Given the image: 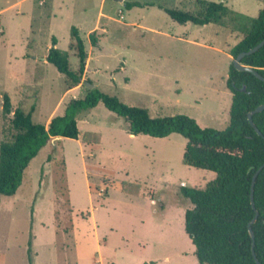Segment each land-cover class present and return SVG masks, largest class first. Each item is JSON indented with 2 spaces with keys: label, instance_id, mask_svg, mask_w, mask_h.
Listing matches in <instances>:
<instances>
[{
  "label": "rangeland",
  "instance_id": "1",
  "mask_svg": "<svg viewBox=\"0 0 264 264\" xmlns=\"http://www.w3.org/2000/svg\"><path fill=\"white\" fill-rule=\"evenodd\" d=\"M200 1L247 18L264 8V0H0V145L12 135L5 95L48 128L95 88L153 118L181 114L226 129L229 52L244 36L241 19L196 26L166 13H198ZM73 27L88 59L81 84L67 91L46 60L55 38L78 70ZM78 127V140L51 139L40 150L14 196L0 195V264H30V256L33 264H200L185 232L194 205L182 188L205 189L216 174L183 163L186 138L132 136L102 102Z\"/></svg>",
  "mask_w": 264,
  "mask_h": 264
},
{
  "label": "trees",
  "instance_id": "2",
  "mask_svg": "<svg viewBox=\"0 0 264 264\" xmlns=\"http://www.w3.org/2000/svg\"><path fill=\"white\" fill-rule=\"evenodd\" d=\"M201 11L189 13L166 9L169 17L180 23L196 26L222 25L231 17L241 19L242 40L229 52L236 59L264 40V8L257 17L247 18L223 2L200 1ZM133 4H127L132 8ZM53 47L47 61L65 75L67 91L78 87L86 70L88 54L85 42L77 27L71 29L70 49L79 59L77 71L71 69L68 52ZM241 64L250 66L264 76V47L245 56ZM227 85L233 93L230 124L224 130L201 128L187 115L151 117L149 110L126 105L95 88L84 99H73L63 116L51 120L49 127L36 124L32 112L14 109L10 97L4 96L3 114L10 118L12 135L0 145V195L14 196L22 183L25 170L48 142L55 137L78 140V119L100 102L122 117L130 135H148L166 138L180 134L187 143L183 163L197 169L212 171L216 178L205 189L183 187L182 194L194 205L185 213V232L195 246V256L200 264H258L253 253V239L249 224L259 212L253 225L255 255L264 264V170L255 185V206L251 190L253 177L264 164V111L253 116L260 136L248 119V114L264 104V81L248 71L230 65ZM245 88V91L242 89ZM30 264L33 258L30 256Z\"/></svg>",
  "mask_w": 264,
  "mask_h": 264
},
{
  "label": "water",
  "instance_id": "3",
  "mask_svg": "<svg viewBox=\"0 0 264 264\" xmlns=\"http://www.w3.org/2000/svg\"><path fill=\"white\" fill-rule=\"evenodd\" d=\"M262 47H264V40L261 41L257 46H255L254 48H252L251 50H249L248 52H243L241 53L236 59L233 60V64L235 66V68L237 70H240V71H248V72H251L252 74H254L258 79L264 81V76L259 73L257 71V69L253 68V67H250V66H245L243 64H241V61L242 59L247 56V55H252L254 53H256L257 51H259ZM87 86L89 88H93L94 86L91 84V83H87ZM242 91H245V88L242 89ZM264 111V104L258 106L257 108H255L254 110H252L251 112H249L248 114V119H249V122L251 123V125L255 128L256 132L262 136V132L257 128L254 120H253V116L255 114H258V113H261ZM61 137L58 136V137H55L53 138V140H59ZM264 170V164L257 170V172L255 173L254 177H253V183H252V190H251V199H252V205H253V208L256 209V206H255V185H256V181H257V178L259 176V174ZM258 218H259V212L256 210V215L255 217L253 218V220L250 222L249 224V231H250V234H251V237L253 239V253H254V256H255V259L256 261L258 262V264H261L260 261L258 260V258L256 257L255 255V232L253 230V225L258 221Z\"/></svg>",
  "mask_w": 264,
  "mask_h": 264
},
{
  "label": "crops",
  "instance_id": "4",
  "mask_svg": "<svg viewBox=\"0 0 264 264\" xmlns=\"http://www.w3.org/2000/svg\"><path fill=\"white\" fill-rule=\"evenodd\" d=\"M121 1H122V0H121ZM99 16L102 17V18L105 17V15H104L103 13H99L98 18H97V20H98L97 22H98V23L96 22V25H95L94 29L91 31V33L94 32V30L99 29V27H100V25H99V19H100ZM205 26H206V25H205ZM46 61H47V60H46ZM60 139H62V137H61ZM194 255H195V251H194Z\"/></svg>",
  "mask_w": 264,
  "mask_h": 264
}]
</instances>
